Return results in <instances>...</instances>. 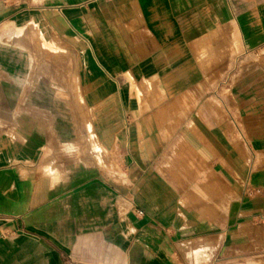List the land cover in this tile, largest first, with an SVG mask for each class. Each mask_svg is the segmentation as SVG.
Segmentation results:
<instances>
[{"label":"crops","instance_id":"obj_1","mask_svg":"<svg viewBox=\"0 0 264 264\" xmlns=\"http://www.w3.org/2000/svg\"><path fill=\"white\" fill-rule=\"evenodd\" d=\"M7 24L64 50L85 112L0 79V264L264 248V0H0Z\"/></svg>","mask_w":264,"mask_h":264},{"label":"rangeland","instance_id":"obj_2","mask_svg":"<svg viewBox=\"0 0 264 264\" xmlns=\"http://www.w3.org/2000/svg\"><path fill=\"white\" fill-rule=\"evenodd\" d=\"M21 32H24V34L29 33L32 36L35 34L33 28L25 30V28L10 24L0 27V34L4 35L0 40V48L10 50L6 53L3 52L7 56L1 59L4 64L11 65L7 73L0 74V79H5L6 82L17 86V92L25 91L26 83H28V86H30L29 91L31 90L34 95L44 97L57 96L64 100L73 98L76 102L77 112H85V106L78 99V88H76L77 74L68 72V70L62 67L55 68L54 66L53 68L54 62L56 63L60 59L57 56V52H64V50L53 44V42L42 43V41H33L34 50H29L26 55L25 50L21 49L24 48L19 36ZM11 33H14L15 36L10 37ZM56 64H59L58 61ZM21 86H24L22 90ZM37 87L38 89H36ZM108 160L109 165H111L112 160L110 156ZM251 251V259L241 258L235 262L225 264H238L249 260L254 264H264V248H252Z\"/></svg>","mask_w":264,"mask_h":264},{"label":"built area","instance_id":"obj_3","mask_svg":"<svg viewBox=\"0 0 264 264\" xmlns=\"http://www.w3.org/2000/svg\"><path fill=\"white\" fill-rule=\"evenodd\" d=\"M254 193L257 194V195H259V194H263V193H261V191H259V190H255Z\"/></svg>","mask_w":264,"mask_h":264},{"label":"bare ground","instance_id":"obj_4","mask_svg":"<svg viewBox=\"0 0 264 264\" xmlns=\"http://www.w3.org/2000/svg\"><path fill=\"white\" fill-rule=\"evenodd\" d=\"M48 47V46H47ZM49 47H50V45H49Z\"/></svg>","mask_w":264,"mask_h":264}]
</instances>
